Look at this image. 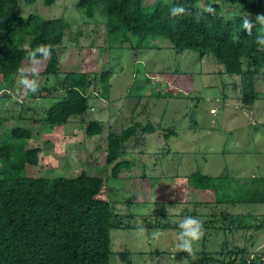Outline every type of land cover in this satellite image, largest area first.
<instances>
[{"label":"rangeland","instance_id":"374dc122","mask_svg":"<svg viewBox=\"0 0 264 264\" xmlns=\"http://www.w3.org/2000/svg\"><path fill=\"white\" fill-rule=\"evenodd\" d=\"M76 2L57 0L47 7L44 1L20 0V6L24 17L38 14L65 20L66 36L58 47L61 73L110 72L109 88L103 90L108 95L90 100L83 121L74 118L65 126L50 127L44 123L47 112L64 94L53 91L56 79L39 77L50 91L38 90L34 98L21 83L45 70L48 58L43 59L24 70L9 96L0 93V141L16 127L33 131V137L22 144L41 153L37 166L26 167L28 177L74 178L85 172L104 178L103 197L114 212L133 215L128 222L134 227L112 231L110 264H127L121 254L130 257L131 264H190L204 255L219 260L210 264H229L239 248L245 252L236 254L233 264H240L252 246L264 242V205H219V196L198 193L189 186L188 177L195 172L222 177L225 191L230 188L234 194L237 187H244L241 192L257 189L264 196V80L256 86L260 98L246 107L241 102L244 79L228 75L214 56L201 59L194 50L178 54L161 37L147 39L143 48H133L136 38L131 40L133 47L108 43L106 19L98 12L88 17ZM205 2L200 0L199 5L205 7ZM154 3L145 0L147 6ZM227 11L235 13V8ZM90 121L101 123L104 133L89 138ZM136 122L151 123L156 132L126 144L128 153L118 161L119 173L113 177V165L106 164L107 136ZM222 193L220 200L225 199ZM224 211L244 212L240 224L251 228H240L238 216L226 219ZM187 216L199 219L204 229L203 237L193 244V254L174 250L178 225ZM155 230L162 233L157 240L151 239ZM258 253L264 257V247Z\"/></svg>","mask_w":264,"mask_h":264},{"label":"trees","instance_id":"16d2710c","mask_svg":"<svg viewBox=\"0 0 264 264\" xmlns=\"http://www.w3.org/2000/svg\"><path fill=\"white\" fill-rule=\"evenodd\" d=\"M24 1L27 4L44 1L48 7L57 0ZM199 3L200 0H155L153 5L147 6L145 0H77L75 6L88 17L93 18L98 12L106 19L108 43L133 47L131 40L136 38L138 43L133 48H143L147 39L161 37L169 40L178 54L194 50L201 59L214 56L228 75L244 79L241 102L246 107L253 106L260 98L257 83L264 80V51L258 50L255 44L256 32L261 27L255 16L264 14V0H206L205 7ZM177 4L191 10L192 15L170 18L169 9ZM209 7L214 9L212 13L207 12ZM229 7H234L235 13L227 11ZM247 13L255 25L251 37L241 26L242 16ZM67 28L62 18L45 19L38 14L24 17L20 0H0V93L9 96L24 70L37 65L28 59L31 51L39 45H53L45 70L32 76L41 92L50 90L39 77H54L58 86L53 91L64 92L47 112L44 123L50 127L65 126L74 118L83 121L90 100L107 96L108 92L103 90L110 85V72H103L101 76L94 71L92 74L61 73L58 47L63 43ZM36 59L40 62L45 58L37 55ZM28 94L36 97L31 91ZM155 132L156 127L151 123L136 122L120 133L108 134L106 164L113 165V177L119 173L118 161L128 153L126 144ZM103 133L101 123H88L86 135L89 138ZM32 137V130L16 127L8 139L0 141V264H110L111 233L116 229L134 228L128 222L133 215L113 211L111 203L103 197L106 184L100 176L85 172L74 178L26 176V167L37 166L40 160V149L26 150L22 144ZM219 178L195 172L188 177V184L198 193L214 192L219 196V205H264V196H260L257 189L241 192L244 187H237L232 194L230 188L225 191L222 177L221 182ZM220 193L224 200H220ZM223 216L226 219L238 216L236 222L240 228H251L240 224L239 220L246 215L224 211ZM244 252L245 249L240 248L232 252L229 264L238 260L236 254ZM121 258L131 264L126 254H121ZM196 260L190 264L219 261L208 255ZM261 262L264 257L246 253L240 264Z\"/></svg>","mask_w":264,"mask_h":264},{"label":"clouds","instance_id":"9594fccd","mask_svg":"<svg viewBox=\"0 0 264 264\" xmlns=\"http://www.w3.org/2000/svg\"><path fill=\"white\" fill-rule=\"evenodd\" d=\"M214 11L213 8L209 7L207 12L212 13ZM184 15H192L191 10L186 8L184 5H174L169 9V16L170 18H176L179 16ZM243 20L241 23L242 28L244 31L247 32L249 37L252 36L254 24L252 19L250 18V14H245L242 16ZM255 21L259 25H261L260 29L257 30L255 35V44L258 46V50L264 51V14H256ZM53 49V45L51 44H43L37 46L33 51L29 53V61L32 64H38L37 55L42 56L43 58H48L51 55ZM35 71V69H33ZM21 83L32 93H36L38 91L39 85L35 79H22ZM180 231L177 234V241L178 243L175 246L176 251L193 254V244L199 241L204 235V229L202 222L191 216L184 217L179 223ZM139 235L142 237L145 233L144 228H140ZM162 235L159 230L153 231L151 235V239L157 240Z\"/></svg>","mask_w":264,"mask_h":264},{"label":"crops","instance_id":"0c3cea01","mask_svg":"<svg viewBox=\"0 0 264 264\" xmlns=\"http://www.w3.org/2000/svg\"><path fill=\"white\" fill-rule=\"evenodd\" d=\"M235 77V76H234ZM254 106V105H253ZM241 112V111H240ZM242 113V112H241ZM242 114H244V113H242ZM131 122H133L132 120H131ZM200 206V205H199ZM239 207H241V206H235V208H239ZM240 213H242V214H244V212H240ZM239 213V214H240ZM261 216H263L264 217V212H262V215ZM264 247V242L263 243H261L260 245H259V243H257L255 246H252V252H250L251 254H252V256H254V254H256V256H259V253L258 252H260V251H262V248Z\"/></svg>","mask_w":264,"mask_h":264},{"label":"built area","instance_id":"2783aa9c","mask_svg":"<svg viewBox=\"0 0 264 264\" xmlns=\"http://www.w3.org/2000/svg\"><path fill=\"white\" fill-rule=\"evenodd\" d=\"M245 264H248V263H245Z\"/></svg>","mask_w":264,"mask_h":264}]
</instances>
